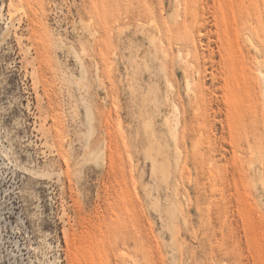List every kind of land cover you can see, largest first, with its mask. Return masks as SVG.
<instances>
[{
  "label": "rangeland",
  "instance_id": "obj_1",
  "mask_svg": "<svg viewBox=\"0 0 264 264\" xmlns=\"http://www.w3.org/2000/svg\"><path fill=\"white\" fill-rule=\"evenodd\" d=\"M176 1L0 0V264H264V0Z\"/></svg>",
  "mask_w": 264,
  "mask_h": 264
},
{
  "label": "bare ground",
  "instance_id": "obj_2",
  "mask_svg": "<svg viewBox=\"0 0 264 264\" xmlns=\"http://www.w3.org/2000/svg\"><path fill=\"white\" fill-rule=\"evenodd\" d=\"M174 1H176V0H174ZM179 1V0H178ZM178 1H176L175 3H177ZM174 4V3H173ZM181 4V3H180ZM179 4V5H180ZM185 4H186V10L187 11H191L190 10V2H189V0H185ZM175 5V8H177L176 7V4H174ZM178 5V6H179ZM182 5V4H181ZM174 7V6H173ZM194 7V6H193ZM174 8V9H175ZM180 8V7H179ZM178 8V9H179ZM195 8V7H194ZM194 8H192V9H194ZM174 9H172V10H174ZM196 9V8H195ZM175 11V10H174ZM176 11H178V10H176ZM179 12V11H178ZM178 12H176L177 14H178ZM188 12V13H189ZM170 13H171V11H170ZM175 13V12H174ZM173 13V14H174ZM191 13H193V11L191 12ZM196 13V12H195ZM177 14H175L174 15V20L175 19H179V18H177V17H175V16H177ZM180 14V13H179ZM171 15V14H170ZM193 15V14H192ZM196 15V14H195ZM194 15V16H195ZM187 16V15H186ZM180 17V16H179ZM189 17V16H188ZM171 20H172V15H171ZM187 18V17H186ZM192 18V17H191ZM192 19H195V17L194 18H192ZM154 19H151L150 21H153ZM173 20V21H174ZM172 21V22H173ZM192 22H193V20H191ZM155 22V21H154ZM174 22H177V21H174ZM152 23V22H151ZM190 23V22H189ZM188 23V24H189ZM193 23H191L190 25H192ZM158 26H160V25H158ZM157 26V27H158ZM190 27V26H189ZM162 29V28H161ZM159 32H160V30H159ZM162 33V32H161ZM165 35V34H164ZM163 36V35H162ZM153 37H155V36H152L151 37V40L152 41H155L154 40V38ZM192 37V36H191ZM191 37H189V39L187 38V43H186V49L184 50V49H181V50H179V53L180 54H178V58L180 57L181 58V60H180V62H182L183 63V68H184V76H185V82H186V91H187V93H188V95L190 96V99H191V103H192V106L193 105H197V103H198V101H199V99L201 98L200 96V94L201 93H203V90H204V83H205V79H204V75L202 74V71H201V69L198 67V65L201 63V61H202V55H201V53L199 54V52H198V49H197V46L195 45V43H194V39L193 38H191ZM162 38V37H161ZM165 38V37H164ZM160 39V38H159ZM156 42V41H155ZM163 42V41H162ZM161 42V43H162ZM184 42V41H183ZM154 44V46H155V43H153ZM175 44V43H174ZM159 45V44H158ZM163 46H164V43H163ZM178 46V45H177ZM156 47V46H155ZM180 47V46H179ZM162 48V45H160V47H159V49H161ZM157 49V48H156ZM177 49V48H176ZM161 52V51H160ZM177 52V51H176ZM175 52V53H176ZM165 53H167V52H165ZM178 53V52H177ZM164 56H166V55H164ZM169 56V55H168ZM170 57V56H169ZM169 57H167V58H169ZM176 58H177V56H176ZM176 60V59H175ZM166 62H167V60H166ZM181 64V63H180ZM197 67V68H196ZM165 67H164V74H165ZM261 70V69H260ZM154 72H155V70H154ZM261 72V71H260ZM262 73H264V72H262ZM156 74H159V73H157L156 72ZM153 75V74H152ZM166 75V74H165ZM154 76H155V73H154ZM264 76V75H263ZM157 77V76H156ZM166 78H167V76H166ZM169 81V80H168ZM170 82V81H169ZM171 83H169V84H167V85H169V87L171 86L170 85ZM172 87H173V84H172V86H171V89H172ZM151 88V87H150ZM149 88V90L148 91H150L151 92V89ZM153 88V87H152ZM157 88V87H156ZM181 88H182V86H181ZM170 88H168V90H169ZM174 89V88H173ZM158 90V89H157ZM157 90L156 89H153L152 90V92H153V94L154 95H152V92H151V97H152V99H151V105H152V109H151V107H150V109H151V111H150V109L149 110H147V111H149V112H154V111H160L161 109H160V105H159V103L157 102V100H158V98H159V94L157 93ZM181 90V89H180ZM179 90V91H180ZM147 91V92H148ZM171 91V90H170ZM182 91V90H181ZM177 93H178V91H177ZM168 94L166 95V98H168ZM200 97V98H199ZM144 98V97H143ZM150 98V97H149ZM150 100V99H149ZM147 101V100H146ZM190 103V104H191ZM146 104V103H145ZM150 104V103H149ZM199 104V103H198ZM171 106H172V111L174 112L172 115L174 116V117H176L175 119L173 118V116H171V115H166V122H167V125L169 126V135L171 136V139H173V143H175L176 144V142L178 141V136H177V127H178V125L180 124L179 123V116H178V112H179V110H180V107H179V104L178 103H176V102H174V103H171ZM198 106V105H197ZM196 106V107H197ZM145 108H147V106L145 107ZM184 108V107H183ZM148 109V108H147ZM195 110H197V108H195ZM186 111H187V109H186ZM194 111V110H193ZM198 111V110H197ZM188 112V111H187ZM187 112H185V113H187ZM196 112V111H195ZM148 113V112H147ZM151 113V114H152ZM172 112L170 111V114H171ZM151 114H148L149 115V120H153V118H152V116H151ZM183 115V114H182ZM174 119V120H173ZM145 120H147L148 121V119L146 118ZM183 120V119H182ZM181 120V121H182ZM183 123H184V121H182ZM150 123H152V122H150ZM150 123H149V121L148 122H146L145 121V126H146V130H144V134H146L145 132H147V134H148V137H149V139H148V141H149V146L147 147L148 149H147V153L146 154H148V157L151 159V164H152V167H153V170H155V171H160V172H162V174L164 175V177H165V180H167V179H169L168 177L170 176V174H171V168H172V166L170 167V160H169V157L168 156H170V155H168V153H170L169 151H170V148H169V143L168 142H166V141H161V140H159V139H157V137L155 136V133H154V130L155 129H153L154 128V126H153V128H151L152 126L150 125ZM182 123V124H183ZM153 124V123H152ZM194 128V127H193ZM145 129V128H144ZM145 137H147L146 135H145ZM190 137V136H189ZM188 138V137H187ZM165 139H166V137H165ZM198 140V139H197ZM190 141H192V139L190 140ZM189 141V142H190ZM187 142V141H186ZM197 142V143H196ZM193 145H192V147L194 148V150L193 151H195L196 150V148L198 147V146H196V145H198V141H194L193 143H192ZM175 146H177V144L175 145ZM196 146V147H195ZM179 147V146H178ZM178 147H175V148H177V151H179V149H178ZM182 150H180L179 151V153L181 154L182 152H181ZM208 151V150H207ZM172 153V152H171ZM170 153V154H171ZM179 154V155H180ZM182 156V155H181ZM161 158V159H160ZM173 162V161H172ZM175 162V161H174ZM174 162L173 163H171L172 165L174 164ZM176 163L178 164V161H176ZM175 163V164H176ZM174 167H176V166H174ZM178 167V166H177ZM175 169V168H174ZM177 170V169H176ZM175 170V171H176ZM174 171V175H176L175 173L177 172H175ZM171 177V176H170ZM174 177V176H173ZM191 178V177H190ZM193 179V178H192ZM191 180V179H190ZM198 181V180H197Z\"/></svg>",
  "mask_w": 264,
  "mask_h": 264
}]
</instances>
